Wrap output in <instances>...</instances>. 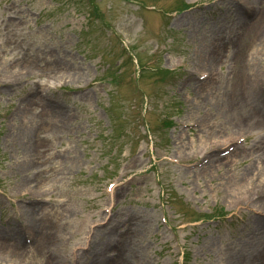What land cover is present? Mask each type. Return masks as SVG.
Masks as SVG:
<instances>
[{
	"label": "rangeland",
	"instance_id": "374dc122",
	"mask_svg": "<svg viewBox=\"0 0 264 264\" xmlns=\"http://www.w3.org/2000/svg\"><path fill=\"white\" fill-rule=\"evenodd\" d=\"M263 27L264 0H0V264H264Z\"/></svg>",
	"mask_w": 264,
	"mask_h": 264
},
{
	"label": "bare ground",
	"instance_id": "6f19581e",
	"mask_svg": "<svg viewBox=\"0 0 264 264\" xmlns=\"http://www.w3.org/2000/svg\"><path fill=\"white\" fill-rule=\"evenodd\" d=\"M263 28H264V27H263ZM263 28H262V29H263ZM263 30H264V29H263Z\"/></svg>",
	"mask_w": 264,
	"mask_h": 264
}]
</instances>
